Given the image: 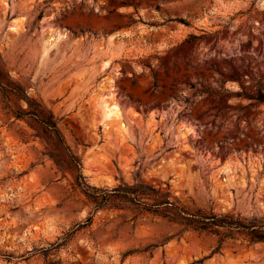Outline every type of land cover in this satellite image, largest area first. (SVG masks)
<instances>
[{"label":"rangeland","instance_id":"1","mask_svg":"<svg viewBox=\"0 0 264 264\" xmlns=\"http://www.w3.org/2000/svg\"><path fill=\"white\" fill-rule=\"evenodd\" d=\"M0 62L78 160L0 95V264H264L77 186L264 220V0H0Z\"/></svg>","mask_w":264,"mask_h":264},{"label":"trees","instance_id":"2","mask_svg":"<svg viewBox=\"0 0 264 264\" xmlns=\"http://www.w3.org/2000/svg\"><path fill=\"white\" fill-rule=\"evenodd\" d=\"M0 95L4 100L7 108L11 109V113L16 120L29 118L39 124L45 133L51 134L63 148L69 159V164L77 167L78 160L70 151L64 142L63 136L57 126V119L47 110L41 102L31 98L20 83L10 78L8 71L0 62ZM258 103H264V93L260 90L256 91L254 96L249 97ZM24 103L22 107L19 103ZM12 104L16 109L12 110ZM86 197L97 203L96 208H100L104 203L108 202L110 197H129L131 201L139 205H145L149 208L165 207L166 212L172 215V220L184 225L186 229L196 232L199 235L213 236L217 238V245L212 251L216 253L220 251L226 242H234L238 239L246 241L247 246L256 244H264V220L252 218L250 220L241 219L228 214L215 215L213 213H204L197 211L190 213L185 209L176 207L170 203L166 196L161 195L153 190L151 193L145 194L137 188L118 187L110 191L98 192L83 183H77ZM93 191V190H92ZM144 201H151L146 203ZM90 221V218L89 220Z\"/></svg>","mask_w":264,"mask_h":264},{"label":"bare ground","instance_id":"3","mask_svg":"<svg viewBox=\"0 0 264 264\" xmlns=\"http://www.w3.org/2000/svg\"><path fill=\"white\" fill-rule=\"evenodd\" d=\"M103 117L109 122H115L116 121L115 118L117 117V107L111 103L108 105H105Z\"/></svg>","mask_w":264,"mask_h":264}]
</instances>
